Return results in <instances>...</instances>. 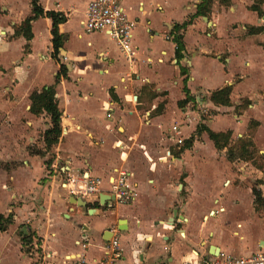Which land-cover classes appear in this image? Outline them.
<instances>
[{"label":"crops","instance_id":"1","mask_svg":"<svg viewBox=\"0 0 264 264\" xmlns=\"http://www.w3.org/2000/svg\"><path fill=\"white\" fill-rule=\"evenodd\" d=\"M89 1L39 0L44 11L65 16L57 63L51 21H32L26 40L15 31L32 16L30 0H0V217L10 216L0 230V264H98L111 226L120 231L121 256L110 264H181L192 251L212 259L264 250V211L252 194L261 182L264 197V32H247L264 27V16L250 10L257 2L213 0L207 16L179 32L177 61L165 35L174 37L173 26L202 0H121L136 22L129 62L108 34L84 30ZM59 64L67 69L55 87L62 134L47 150L49 117L31 114L29 97L53 85ZM185 78L190 99L179 106ZM225 86L230 106L217 107L210 95ZM249 125L262 168L228 161L226 149L196 133L199 126L230 132L233 144L248 138ZM115 170L134 185L127 205L108 194ZM82 174L100 178L103 193L81 199L61 187Z\"/></svg>","mask_w":264,"mask_h":264},{"label":"trees","instance_id":"2","mask_svg":"<svg viewBox=\"0 0 264 264\" xmlns=\"http://www.w3.org/2000/svg\"><path fill=\"white\" fill-rule=\"evenodd\" d=\"M213 0H202L199 6L197 7L196 13L193 16H190L187 21L182 24H177L172 28L173 40L175 43V57L177 61L181 59V52L183 51V43H182V36L179 32L187 27L190 24L193 18L199 16H207V13L211 9ZM257 4L250 7L251 11L257 13L259 17L264 16V12L260 9L258 4L262 3L261 0H255ZM224 2H229V0H224ZM32 16L27 18L22 25L15 31V34L22 35L26 40H30L31 38V26L30 23L38 18H48L51 21V45H52V59L59 63L58 56L60 50L63 47V36L58 33V26L65 21V16L61 13L44 11L43 8L39 4V0H30ZM249 35H254L258 33L264 32V27L253 28L249 27L247 29ZM59 71L57 72L53 85L43 88L40 91H34L29 97L30 100V109L29 112L33 115H41L45 113L49 117L50 126L49 128L43 133V143L47 150H50L53 146L58 144L61 134H62V127H61V113L57 106V100L55 98V87L60 82L61 79H65L67 77V69L64 65L59 64ZM181 75L185 76L186 71L181 69ZM186 81L187 78L183 80V91L186 95L185 99L178 103L179 106H183L188 103L190 96L189 91L186 89ZM231 86H225L220 90L214 91L210 95V101L215 106H230V93H231ZM248 105L247 100L243 101L240 105L241 109L246 108ZM238 109V108H237ZM205 132L208 135V138L212 141L214 148L217 151H222L226 149V158L228 161L233 162L235 160L241 161H253L254 149L253 142L251 140L242 139L236 141L235 143L231 144L230 132L225 133H215L205 126H199L196 130L197 135L200 133ZM193 138L189 140L185 144V149L191 147ZM37 153V152H36ZM39 153V152H38ZM262 168V166H259ZM261 182H257L255 187L252 189V194L254 196V204L257 210L262 209L264 211V197L260 190L256 188L257 184ZM10 224V216L7 218L0 217V230H5L6 227ZM25 243L28 244L30 242L29 238H24Z\"/></svg>","mask_w":264,"mask_h":264},{"label":"built area","instance_id":"3","mask_svg":"<svg viewBox=\"0 0 264 264\" xmlns=\"http://www.w3.org/2000/svg\"><path fill=\"white\" fill-rule=\"evenodd\" d=\"M82 24L87 33L104 32L108 34L117 43L124 58L129 62L134 60L136 48L133 45V33L136 22L127 17L121 7V0H90ZM165 40L174 41L170 35H165ZM172 130L178 131L177 127H173ZM175 141L178 145L183 143L181 138ZM114 173L116 175L108 178L110 185L108 194L115 203L127 205L135 197L134 185L130 183L128 173L117 172L116 170ZM101 184L100 178L82 174L81 177L68 176L61 183V187L72 197L87 199L103 193ZM108 232L111 234V239L107 252L98 264H110L121 256L119 249L120 231L116 226H111ZM82 247L85 248V245ZM181 264H264V250L259 249L240 257H215L212 259H205L199 256L197 252L192 251L190 257Z\"/></svg>","mask_w":264,"mask_h":264},{"label":"rangeland","instance_id":"4","mask_svg":"<svg viewBox=\"0 0 264 264\" xmlns=\"http://www.w3.org/2000/svg\"><path fill=\"white\" fill-rule=\"evenodd\" d=\"M47 71V69H42L41 70V72H45L44 74L46 75L48 72H46ZM43 74V75H44ZM203 116H206V114L205 113H203ZM253 130H254V126L253 125H249V127H248V130H247V136H248V138H245V139H247V140H251L252 141V138H253ZM253 142V141H252ZM252 151L254 152V158H253V164L255 165V166H263L262 165V159H261V155L258 153V150H257V147H255V145H254V149L252 148Z\"/></svg>","mask_w":264,"mask_h":264},{"label":"water","instance_id":"5","mask_svg":"<svg viewBox=\"0 0 264 264\" xmlns=\"http://www.w3.org/2000/svg\"><path fill=\"white\" fill-rule=\"evenodd\" d=\"M80 201L83 203L82 206H85V202L80 199ZM102 202V201H100ZM102 204V203H101Z\"/></svg>","mask_w":264,"mask_h":264}]
</instances>
